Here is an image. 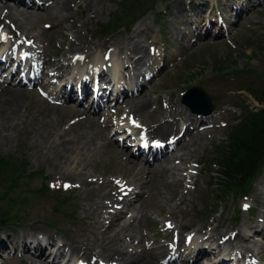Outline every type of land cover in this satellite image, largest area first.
<instances>
[{
    "label": "rangeland",
    "instance_id": "374dc122",
    "mask_svg": "<svg viewBox=\"0 0 264 264\" xmlns=\"http://www.w3.org/2000/svg\"><path fill=\"white\" fill-rule=\"evenodd\" d=\"M36 1L41 8L27 10L16 0H0V50L5 51L10 47L16 50L23 60L20 67L31 66L37 77L36 83L17 84L18 76L8 75L11 68H6L7 65L0 68V86L22 94L20 113L26 118L22 124L18 122L15 132L9 137V144L0 143V160L11 162V167L7 166V170L0 171V203L7 200L4 196L6 183L1 179L3 175L11 173L12 167L16 172L23 169L25 174H31L30 180H25L27 183L21 177L17 185L11 188L13 197L19 196L20 190L24 192L21 197L26 200L25 206L22 207L25 220L22 224L0 229V237L9 239V245L0 249V264H28L30 254L22 252L19 245L25 244L24 237L21 241L18 239L21 235L30 233L29 228L33 226H38L40 234L43 232L52 238L55 244H64L65 253L59 259L61 261L57 259L58 264L66 262L69 248H83L87 260L89 261L91 255L90 259H94L98 264H103L99 263L98 257L100 254H106L109 248L122 246L126 251H131L137 246V241L134 240V244H131L124 237L126 233L124 236L119 235L118 228H110L106 219L109 213L118 209L123 212L122 220L117 222L119 228L129 223L131 216L136 218L128 232L132 236H140L142 243L141 247L133 251L152 246V250L158 253L161 245L167 247L163 258L157 260L158 264H187L186 260L193 252L197 235L203 236L213 232L226 235L238 231L240 237L246 238L252 233L249 226L253 223L250 219L255 221L258 228L264 230V162L259 177L253 181L245 197L222 195L215 186H209L212 173L208 172L207 165V161L213 157L214 147L224 141L228 127L240 117L241 100H244L249 108L258 107L244 91L235 93L233 90L250 80H254V85L261 84L254 73L240 71L245 67L252 68L257 73L264 71V0H157L154 5H150L153 6L149 11L139 16V19L103 36L96 35L98 25L118 13L120 0H77L66 12L52 8L59 0H51L50 3L47 0ZM2 6L11 9L16 15L23 13L21 16L34 18V23L26 25L25 28H29V34H37L36 43L32 44L28 34L24 35L21 30L5 23L2 18ZM44 8L45 18L40 15ZM28 11L32 14H26ZM200 22L205 23L206 27L211 23L207 35L195 29L198 24L203 25ZM116 37L124 42H136L145 48L139 57L141 68L136 71V76L143 75L148 79L138 86L134 84L136 77H133V71L123 68L127 60L125 49H122L125 45L121 44L119 49L109 47L105 51L94 48L76 53L70 51L80 47L90 48L93 43L111 42ZM147 51L151 54V61H147ZM24 52H29L30 56L25 57ZM36 53L40 54L39 58ZM94 54L101 59L99 62L101 68H105V79L108 80L110 89L105 101L110 104L96 112L89 109L88 102H83L81 107L76 106L74 99L68 101L66 94L62 93V85L67 78L72 79V69L74 75H81L80 61H87L90 55ZM94 60L91 58L85 63L87 68H81L83 72L88 67H93L94 70L99 67L98 62ZM64 63H69V67L60 74L55 67L63 66ZM112 66L118 71L117 74L111 73ZM131 66L134 68L135 64ZM45 73L47 76H44ZM42 85H45V88ZM141 86L137 96L111 101L120 88L126 89L129 94ZM191 87H199L211 97L214 106V111L210 114L213 116L212 120L206 119V116L189 113L179 103L181 95ZM144 98L149 102L150 109L147 106V113L151 118L159 123L172 121L180 126H187L190 130L188 139L194 136L198 138V146H190V157L180 159L181 163L174 166L171 161L165 165L162 172L159 171L156 160H153L151 165L144 164V156L134 157L138 159L136 163L142 169L140 173L130 169L127 163L107 146L111 144L125 151L126 155H134L137 143L134 136L139 137L137 133L144 132L150 123L145 121L144 117H133L127 110ZM63 108L76 111L73 119L80 120L86 135L94 140L92 145L83 149L78 147L68 155L64 172L77 178V181L69 183L50 171L44 161L35 158L40 151H36L32 146L38 143L40 146L47 144L33 139L29 125L30 120L34 122L39 117H54L61 113ZM67 116L71 117V113ZM201 117H204L205 123H195ZM64 127L65 125L57 131ZM102 146L108 148L104 149ZM181 153L183 152H174L175 156ZM116 182L124 184L126 194L123 200L130 199L135 194L139 195L137 201L128 205L131 211L121 208L120 204L110 205V198L115 197L116 190L111 185ZM41 185H46L48 191L44 194H34ZM99 185L102 187L99 188ZM57 196H67L69 199L56 206L60 198ZM120 197H116L117 201ZM97 205H104L106 208L96 210ZM248 221L250 224H247ZM43 222H53L55 227L51 229ZM186 232L187 234H184ZM30 235L35 236L31 233ZM187 236L191 237L187 248L181 247V250L176 252L170 249L177 239L184 240ZM259 237V234L252 235L251 239L238 245L235 251L249 249L254 256L249 260L254 264H264V250L259 249ZM26 241L28 246H32L34 242L31 239ZM191 241L194 243L190 244ZM203 245L208 247L207 249L215 246L214 243L208 242H203ZM256 248L262 257L255 256ZM48 249L53 256L55 249ZM52 256L46 258V263ZM172 256L176 258L172 259ZM202 256L193 264H210V261ZM108 260L107 264H117Z\"/></svg>",
    "mask_w": 264,
    "mask_h": 264
},
{
    "label": "bare ground",
    "instance_id": "6f19581e",
    "mask_svg": "<svg viewBox=\"0 0 264 264\" xmlns=\"http://www.w3.org/2000/svg\"><path fill=\"white\" fill-rule=\"evenodd\" d=\"M16 1L18 2L19 5L25 6L27 10H37L40 7L38 6L36 0H16ZM47 1L48 3L51 2V0H47ZM76 2L77 0H59L58 2L56 1L54 3L52 8L59 10L61 12L62 11L66 12L70 10L69 9L70 5L72 6V4H75ZM42 6L44 7V5ZM1 10H3L2 18L4 19L6 24H10L14 26L15 29L21 30V33L24 35L28 34L27 36H29L28 38L29 40H31L32 44L38 41L37 36H36L37 34L36 35L29 34V32H27V29L29 28H25L26 25L30 23H34L33 17L21 16V15H24L23 13H21V15H16L10 11L11 9L8 10L4 6L1 7ZM45 11L46 9L44 8L43 11H41V14L40 13L38 14L42 15V17L45 18L44 17ZM26 14H32V13L28 11L26 12ZM200 23L203 25L198 24L197 26H195V29L201 31L203 35H207L211 27L209 26L211 23L207 25V27L205 26V23H202V22ZM217 33L218 32H216V34ZM24 40H28V39H24ZM121 44L125 45L122 47V49H125L126 59H127L126 63L123 64V68L125 70H132L133 77H136V79L142 77V75H140V77L136 76V71H138L141 68V64L138 63V61H139V57L143 54V51L145 50V48L142 46H139L136 42L133 43V42H130L129 40H125L124 42L120 38L116 37L111 42H104V43H99V44L93 43L90 48L80 47V48H75L70 51L72 52L75 51L76 53V52H79L80 50L81 51L84 49L90 50L92 48L105 51V50H108L109 47H114V49L116 48L119 49L121 48L120 46ZM12 50L13 48L11 47L8 49H5V51L0 50V56L5 55V58L3 61H1L2 58H0V68L4 67L5 65L12 66L8 74L9 76L13 74L18 76V74L21 73V68L23 70L22 74L30 73L29 70L31 69V66L20 67V63H21L20 60H15V59L12 60V56H11ZM24 53H25L24 54L25 57L30 56L29 52H24ZM36 54L38 55L37 58H39L40 54L38 53ZM95 54L93 56L90 55L87 61L91 60V58H94L95 59L94 62H98L99 67H96L95 70L93 69V67H90V68L88 67V69H84L85 71L83 72L81 68H87L85 67V63H87V61L81 60L79 63L80 65L79 73L82 72L80 73L81 75H74L75 74L74 69H72V72H70V76L72 79L67 78V81L65 82V84L63 85L61 84L62 93L66 94V99L68 101H72V99H74L76 101V106H80L82 105L83 102L88 101V104L90 106L89 109L92 112H96L105 103L104 98H105L107 91L109 90L107 87L108 80L105 79V71L103 68H101V63L99 62L101 61V59H99L98 55H95ZM150 55L151 54L147 51V56H148L147 61H151V58H149ZM133 63L135 64L134 68L131 66ZM68 67H69V63H66V64L64 63L63 66L59 65L55 68L58 73L63 74L64 70L67 69ZM117 68L118 66L116 67V69ZM111 73L117 74L118 71L115 70L114 67L112 66ZM44 76H47V73H45ZM23 79L24 78H19L18 82L20 83ZM32 81L37 82L35 78H33ZM138 83L140 84L141 82H138ZM42 87L45 88V85H42ZM141 88L142 86L139 89L136 88L134 92H130L129 94L126 92V89L120 88L118 92H115V101H117V99L119 98L125 97L126 99H130L134 96H137ZM34 93H35V90H34ZM21 98H22V94L20 92L12 91L8 87L0 86V143L2 144H7L9 142V137L11 136V133L13 134L15 132L18 122L19 124H22L24 122V119H26L20 113ZM148 105H149V102H147L146 99L144 98L142 100L137 101L135 104L129 107L127 111L133 117H136V118L144 117L145 121H149L150 124L144 130V132L141 133L139 131L137 135L138 134L140 135L139 140H143V139L149 140V141L153 139H155L156 141L158 140L159 143H157L156 146L150 145V144L145 147L137 146L135 149L134 155L132 154L126 155L124 153L125 151L123 152L111 144L107 145L108 147L112 148L114 154L117 153V157L122 158L124 162L127 163L130 169L137 170V172L139 173L142 169L138 165V163H136L138 162V159H135L136 157L141 158L142 156H144V164L146 165H151L152 161L156 160L158 162L157 166L159 168V171L162 172L165 169V165L169 164L171 161H172L171 164H173L174 166V165L181 163L180 159H187L188 157H190L192 154V152H190L191 151L190 146L191 147L198 146V142H197L198 138L196 136L191 137V139H188L190 136L189 135L190 130L188 129L187 126H180L177 123L172 122V121H169V122L164 121V122L159 123V121L151 118V115L147 113ZM75 112L69 111L68 109L65 108L61 113H59L58 115H55L54 117H48L47 119L39 117L34 122H32L31 120L30 121L28 120L29 125H31V129L33 132V139L47 144L46 146H44V144L41 145L44 147H41L39 143L38 145L32 146L34 147L36 151H40L39 154H37L35 158H37L39 161H44L47 164L48 169L50 171L54 172L59 177H62V179H64L67 183L74 181V180L77 181L76 177L64 172L63 168L68 162V155L72 153L74 149L78 147H80V149H83L84 147H88L94 143L93 138L90 137L89 135H88L89 137L86 135L85 129L79 123L80 120L76 119L77 120L76 121L73 119ZM69 113H71V117L68 118L67 115ZM211 115H207L206 119L212 120L211 118L213 116ZM195 123L204 124L205 123L204 117H201L199 121ZM190 124H192V118H191ZM63 125H65V127L62 130L57 131ZM192 130L193 131L195 130L194 126ZM107 146L105 147L102 146V148L104 149L108 148ZM178 151H182L183 153H181V155L175 156L174 152H178ZM190 177L192 178L193 176H190ZM190 177L188 179H190ZM101 187L102 185H99V188ZM111 187L114 190L115 189L116 190L114 191L115 197L110 198V205L120 204L121 208L123 207L125 210L131 211L128 205H130V203L134 201H137L138 200L137 198L139 195L135 194L132 198L123 200L124 199L123 196L124 194H126L124 184H121L120 182H116L112 184ZM117 196H121L119 201H117L116 199ZM105 208L106 206L104 205L96 206V210H99V209L103 210ZM98 217H99V214H98ZM122 218H123V212L121 211V209H118L112 213H109L106 217V219H108L109 221V227L113 228L116 226V228H118L117 232L119 235L122 234V236H124V233H126V236L124 237L125 239L129 240L131 244H134V240L137 241L136 243L137 246L134 249L141 247V243H142L141 237L132 236L131 233L128 232L131 230V225H133V222L135 221L136 218L131 216L130 217L132 218L131 221L130 222L128 221L129 223L119 228L118 227L119 224L117 225V222H120ZM251 220L252 219H250L249 221L252 222L253 225H250L249 228L250 229L252 228V233H250L249 236H247L246 234L247 236L246 238H244V236L243 238L240 237L237 234L238 231H235L234 233L231 232L226 235H219L218 232L204 234L203 236L197 235L195 245L193 244L194 242L190 243L194 245V249L190 257L186 260V263L187 264L196 263L197 258L204 255L202 257H204L205 260L210 261V264H252L249 259L251 256H253V254L249 249H239L235 251V249L239 247L238 245H241L246 240L251 239L252 235L254 234H257V235L259 234L260 236L259 238L261 240L259 241V249L264 250V230L261 228H258L255 221L254 220L251 221ZM249 221L247 222V224H250ZM29 232L31 234H35V236L34 235L31 236L30 233L27 232V234L21 235V237L18 239L19 241H21L22 237H24L25 244H19V245L21 246L22 252H26L27 254H30V257L27 263L28 264H58V262H56L57 259L58 261H61L59 259L62 258L65 253L64 244L61 243L57 245L54 243L52 238L48 237L46 234H43V232L40 234V228L38 226L30 227ZM27 239H31V241H34L32 246H30V244L28 246V242L26 241ZM6 241L7 243H5ZM8 241L9 239L7 237L5 239H2L0 237V249L2 246L7 247L9 245ZM203 242H208L209 244L214 243L215 246L214 248L207 249L208 247L205 248V246L203 245ZM70 244L72 243L70 242ZM48 247H50V249L51 248L55 249L53 256L50 255L51 252L48 249ZM181 247L187 248V245L185 244L184 240L177 239V241L175 242V245L170 249L173 252H176V251H180ZM152 248H153L152 246L150 247L146 246L142 249H139L138 251H133L134 249L131 251H126L125 249L122 248V246L116 247V248L113 247L111 249L109 248L106 254L105 253H103L102 255L100 254V256L98 257V261L99 263H103V264H107L106 262L109 261L108 259H110L111 261L117 262V264H158L157 260L159 258H163V256L167 252V247L164 245H161L159 247L160 252L158 253H155L152 250ZM79 249H76L77 250V253H76L75 248L74 249L69 248V257L66 260V262H63V264H98L96 263L94 259L93 260L90 259L91 255L89 256V261H88L85 253L83 252V248H79ZM84 249H87V248H84ZM79 253H81V255H79ZM254 254L255 256L258 255L259 257H262L260 256L261 255L260 252L259 251L257 252V248ZM94 255L97 256L96 254ZM48 256L49 257L52 256V257H51V260L46 263L45 260ZM171 258L175 259L176 256H172Z\"/></svg>",
    "mask_w": 264,
    "mask_h": 264
},
{
    "label": "trees",
    "instance_id": "16d2710c",
    "mask_svg": "<svg viewBox=\"0 0 264 264\" xmlns=\"http://www.w3.org/2000/svg\"><path fill=\"white\" fill-rule=\"evenodd\" d=\"M155 1L157 0H120L118 13H114L112 18L105 23L99 24L96 35H108L121 27L128 26L139 16L149 11ZM159 1L165 2L166 0ZM151 4L153 5L150 6ZM262 59V67L264 68V55ZM231 64L233 65L234 62ZM240 72L254 73L261 84L254 85V80L246 81L233 92L244 91L258 107L249 108L245 101L241 100L242 105L240 108H242V112L240 117L235 119L234 123L228 127L224 141L214 147L213 157L207 161L208 172L212 173L209 177V186H215L222 195L230 194L233 197L248 195L251 184L262 171L264 162V71L257 73L252 68L245 67ZM10 165L11 162L0 160V171L2 169L7 170V166ZM22 170L16 172L12 167L11 173L1 177L6 183L4 196L7 197V200L2 204L0 203V229L22 224L25 220L22 215V207L26 204L25 197H21L24 193L23 190L18 191L19 196H11V188L17 185L16 183L19 182L21 177L24 181L30 180L29 175L31 174H25ZM47 191L46 185H41L33 193L39 195ZM59 197L57 196V198ZM68 199L67 196L60 197L56 202V206L63 204ZM43 223L51 229L55 227L53 222Z\"/></svg>",
    "mask_w": 264,
    "mask_h": 264
},
{
    "label": "water",
    "instance_id": "95a60500",
    "mask_svg": "<svg viewBox=\"0 0 264 264\" xmlns=\"http://www.w3.org/2000/svg\"><path fill=\"white\" fill-rule=\"evenodd\" d=\"M179 102L193 114L206 116L214 110V106L211 104V97L198 87L186 89L181 95Z\"/></svg>",
    "mask_w": 264,
    "mask_h": 264
}]
</instances>
